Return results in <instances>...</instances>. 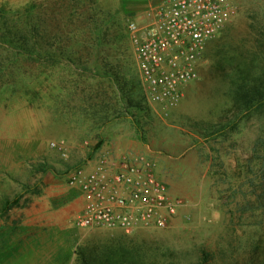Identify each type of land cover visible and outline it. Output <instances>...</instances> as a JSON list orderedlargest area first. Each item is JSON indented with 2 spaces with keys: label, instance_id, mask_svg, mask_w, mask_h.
<instances>
[{
  "label": "rangeland",
  "instance_id": "rangeland-1",
  "mask_svg": "<svg viewBox=\"0 0 264 264\" xmlns=\"http://www.w3.org/2000/svg\"><path fill=\"white\" fill-rule=\"evenodd\" d=\"M161 1L0 0V264H264V0H235L170 107L128 38ZM106 150L157 159L185 204L172 227L76 226L72 176Z\"/></svg>",
  "mask_w": 264,
  "mask_h": 264
},
{
  "label": "built area",
  "instance_id": "built-area-1",
  "mask_svg": "<svg viewBox=\"0 0 264 264\" xmlns=\"http://www.w3.org/2000/svg\"><path fill=\"white\" fill-rule=\"evenodd\" d=\"M146 13L128 33L143 91L156 106L178 105L199 80L210 44L235 22L236 1L163 0ZM49 146L68 159L66 139ZM71 184L81 203L75 224L83 229L165 230L185 206L170 192L157 159L135 150L100 152L75 170Z\"/></svg>",
  "mask_w": 264,
  "mask_h": 264
},
{
  "label": "crops",
  "instance_id": "crops-1",
  "mask_svg": "<svg viewBox=\"0 0 264 264\" xmlns=\"http://www.w3.org/2000/svg\"><path fill=\"white\" fill-rule=\"evenodd\" d=\"M142 1H144V0H140V2H142ZM150 7L152 6V5H149ZM108 128V127H107ZM106 129V128H105ZM110 146H113V143H112V141L111 142H109L108 143ZM128 151V150H127ZM118 152H121V151H118ZM175 190H173V192H174ZM174 196H176V192H174ZM77 206H78V208H79V210H80V208H81V203H80V200H79V198H78V203H77ZM78 210V211H79Z\"/></svg>",
  "mask_w": 264,
  "mask_h": 264
}]
</instances>
